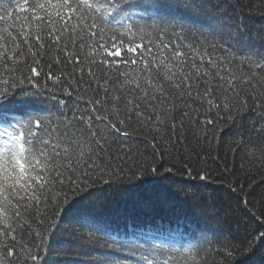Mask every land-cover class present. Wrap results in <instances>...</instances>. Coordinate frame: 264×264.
Listing matches in <instances>:
<instances>
[{
  "label": "snow or ice",
  "instance_id": "6c2138e0",
  "mask_svg": "<svg viewBox=\"0 0 264 264\" xmlns=\"http://www.w3.org/2000/svg\"><path fill=\"white\" fill-rule=\"evenodd\" d=\"M9 5L0 7V264H61L58 225L77 202L88 232L73 233L87 257L75 264H244L264 244V194L256 227L233 243L240 219L221 222L206 193L230 170L208 159L229 125L246 175L264 170V0ZM169 181L205 226L161 215Z\"/></svg>",
  "mask_w": 264,
  "mask_h": 264
},
{
  "label": "trees",
  "instance_id": "16d2710c",
  "mask_svg": "<svg viewBox=\"0 0 264 264\" xmlns=\"http://www.w3.org/2000/svg\"><path fill=\"white\" fill-rule=\"evenodd\" d=\"M5 5L12 6L9 5V0H0V7ZM237 139H239V136L236 135V129L229 125H223V131L219 134V142L213 141L212 155L211 158L208 159V166L212 169H216L214 160L219 156V162L221 164H223L225 159L227 160L230 174L227 175L226 181L214 183L206 190V193L211 194L215 201V211L219 213L221 222L227 221L234 224L233 217L240 219L241 228L239 231L234 232L236 239L233 240V243H240L248 236V232L245 230L246 228L256 227L253 214H258L261 196L264 194V170H254L250 175H246L248 157L244 151L239 150L236 144L233 143V141ZM138 147H140L141 150L144 149L143 144H139ZM241 164H245V169L241 168ZM175 179L177 181L181 180L180 177H176ZM185 182L191 183V181ZM229 182L236 186V192H232L228 189L227 184ZM250 183L252 184L251 188H249ZM167 184L171 185L166 192L168 207L161 215L167 219L170 213L174 212L186 217L192 224H200L202 227L205 226V222L194 214L193 210L183 202L181 199L182 193L179 196L176 195L175 189L179 187V184H172L171 181L167 182ZM240 185H243V192L240 191ZM241 198L250 201L247 209L244 204L240 202ZM120 203L121 201H118L117 205L119 206ZM249 209L251 211H249ZM77 210L78 202L71 206L70 210L66 212L58 225L54 247L56 252L60 253L59 259L61 264H75L76 261L87 259V257L83 255L82 250L72 247V241L75 239L73 236L74 232L78 235L81 233L87 235L88 232L87 228H81L80 225L75 222L74 215ZM207 226L209 228H217V226L212 223H209ZM84 243H87V241H84ZM86 250L87 249H84L83 251ZM78 252L80 253L79 255L77 254ZM65 253H67L66 256L64 255ZM56 258L54 254L53 257H49V260L55 261ZM244 264H264V244L257 242L254 254L245 257Z\"/></svg>",
  "mask_w": 264,
  "mask_h": 264
}]
</instances>
